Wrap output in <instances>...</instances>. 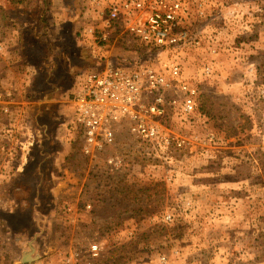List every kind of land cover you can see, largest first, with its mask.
<instances>
[{
    "label": "rangeland",
    "instance_id": "374dc122",
    "mask_svg": "<svg viewBox=\"0 0 264 264\" xmlns=\"http://www.w3.org/2000/svg\"><path fill=\"white\" fill-rule=\"evenodd\" d=\"M212 1V40L182 60L194 111L158 119L184 141L167 164L129 136L81 151L68 94L91 53L75 41L87 0H60L71 28L53 0H0V264H264V0ZM136 54L150 61L97 53Z\"/></svg>",
    "mask_w": 264,
    "mask_h": 264
},
{
    "label": "built area",
    "instance_id": "2783aa9c",
    "mask_svg": "<svg viewBox=\"0 0 264 264\" xmlns=\"http://www.w3.org/2000/svg\"><path fill=\"white\" fill-rule=\"evenodd\" d=\"M212 2L87 0L84 9L90 15L75 41L95 55L90 53L92 65L74 76L68 94L69 125L81 135L83 154L95 158L134 139L146 153L172 162V154L183 148L184 141L166 132L158 119L165 117L167 109L184 120L194 111L198 89L184 77L182 60L190 48L212 40L203 24ZM191 7L199 20L194 24L187 21ZM116 44L126 51L144 48L150 61L140 60L137 54L133 60L117 61V57L106 60L97 55L103 47ZM210 72L209 67L203 69L205 75ZM119 163L111 158L106 167L117 169ZM91 249L96 252L97 246Z\"/></svg>",
    "mask_w": 264,
    "mask_h": 264
},
{
    "label": "crops",
    "instance_id": "0c3cea01",
    "mask_svg": "<svg viewBox=\"0 0 264 264\" xmlns=\"http://www.w3.org/2000/svg\"><path fill=\"white\" fill-rule=\"evenodd\" d=\"M63 5L61 4V2H60V0H53V3H52V8H51V13H53L52 14V16H53V19H52V21L53 22H55V24H54V27H63L64 25H68V27H72V24H73V22H71L72 21V19H65L62 15H61V13L63 12V7H62ZM84 9V8H83ZM85 10V9H84ZM86 16V15H85ZM84 19H85V17H84ZM83 19V20H84ZM60 31H61V29H60ZM71 35H73V30L71 31ZM68 54H70V52L68 53ZM67 57H68V60H69V58H73L71 55H66Z\"/></svg>",
    "mask_w": 264,
    "mask_h": 264
},
{
    "label": "trees",
    "instance_id": "16d2710c",
    "mask_svg": "<svg viewBox=\"0 0 264 264\" xmlns=\"http://www.w3.org/2000/svg\"><path fill=\"white\" fill-rule=\"evenodd\" d=\"M78 32V31H77ZM86 56H87V58H89V60L88 59H86V60H84V63H87V65H92V58H91V55H90V53L88 52V54H85Z\"/></svg>",
    "mask_w": 264,
    "mask_h": 264
}]
</instances>
